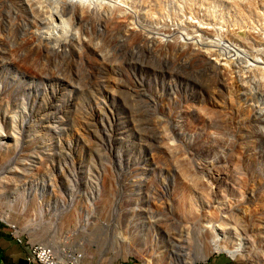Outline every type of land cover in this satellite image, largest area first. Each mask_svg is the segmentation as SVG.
I'll return each instance as SVG.
<instances>
[{"label":"rangeland","instance_id":"rangeland-1","mask_svg":"<svg viewBox=\"0 0 264 264\" xmlns=\"http://www.w3.org/2000/svg\"><path fill=\"white\" fill-rule=\"evenodd\" d=\"M32 3L0 0V224L77 264H264V0L65 7L62 49Z\"/></svg>","mask_w":264,"mask_h":264},{"label":"bare ground","instance_id":"bare-ground-1","mask_svg":"<svg viewBox=\"0 0 264 264\" xmlns=\"http://www.w3.org/2000/svg\"><path fill=\"white\" fill-rule=\"evenodd\" d=\"M32 6L30 7L31 10L33 11H38L39 15L41 16L43 13L48 14L49 18L46 19L48 22V28L52 30V32L49 34L48 39H45L46 45L52 44L51 40L54 39V43L56 42L55 46L58 49H62L64 47V43L62 42L61 38H64V36H67L70 33V30L72 29L69 24L67 19H65L64 16H67L68 13H66L65 7L70 9V14L73 15V18H78V15H80L79 12L85 13L89 16V11H93V7L95 4V0H49L50 3H47L45 0H37V2H34L32 0ZM47 3V5L45 4ZM44 5H46V11H44ZM86 7L88 12H84V8ZM80 8V9H78ZM81 10V11H79ZM41 17H39L40 19ZM44 22L42 25H44ZM49 30V31H50ZM48 32V31H47ZM46 32V33H47ZM73 32V31H72ZM78 33V31H77ZM76 33V34H77ZM72 36V35H71ZM68 37V36H67ZM73 38V36H72ZM66 39V38H64ZM68 42V40H66ZM65 42V41H64ZM54 46V44H53ZM55 48V47H54ZM61 51V50H60ZM7 221V220H6ZM5 221V222H6ZM41 253L43 254L44 252L47 254L48 249L51 250L50 246H47L45 244H41ZM208 256L213 254V253H225L229 256H232L233 258L236 257V255L240 252L239 248H233V249H228L225 246L221 245V240L218 239V233L216 234L215 237H212L210 240V243L208 245ZM50 253V252H49ZM51 254V253H50ZM57 262L59 264H77L76 261L72 260V256L69 257H64V256H59L57 254H52ZM205 257V256H204Z\"/></svg>","mask_w":264,"mask_h":264},{"label":"crops","instance_id":"crops-1","mask_svg":"<svg viewBox=\"0 0 264 264\" xmlns=\"http://www.w3.org/2000/svg\"><path fill=\"white\" fill-rule=\"evenodd\" d=\"M29 252V245L18 241L6 225L0 224V264H31L26 259Z\"/></svg>","mask_w":264,"mask_h":264},{"label":"built area","instance_id":"built-area-1","mask_svg":"<svg viewBox=\"0 0 264 264\" xmlns=\"http://www.w3.org/2000/svg\"><path fill=\"white\" fill-rule=\"evenodd\" d=\"M18 241L21 242V239L18 238ZM26 259L31 264H59L56 258L49 252L42 254L40 246H30V252Z\"/></svg>","mask_w":264,"mask_h":264}]
</instances>
